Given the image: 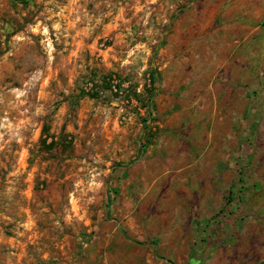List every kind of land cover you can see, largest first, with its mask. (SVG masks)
Masks as SVG:
<instances>
[{"label": "rangeland", "instance_id": "obj_1", "mask_svg": "<svg viewBox=\"0 0 264 264\" xmlns=\"http://www.w3.org/2000/svg\"><path fill=\"white\" fill-rule=\"evenodd\" d=\"M0 264H264V0H0Z\"/></svg>", "mask_w": 264, "mask_h": 264}, {"label": "crops", "instance_id": "obj_2", "mask_svg": "<svg viewBox=\"0 0 264 264\" xmlns=\"http://www.w3.org/2000/svg\"><path fill=\"white\" fill-rule=\"evenodd\" d=\"M73 12L74 15L72 16ZM57 15L58 17L56 18L54 23H58V25H61V23H63V26H65L64 29H70L73 26L74 34L82 32V28L78 23L79 17H77L76 9L72 8V6H70L69 8L64 7L62 10L60 9ZM71 16L73 17L72 19L70 18Z\"/></svg>", "mask_w": 264, "mask_h": 264}, {"label": "trees", "instance_id": "obj_3", "mask_svg": "<svg viewBox=\"0 0 264 264\" xmlns=\"http://www.w3.org/2000/svg\"><path fill=\"white\" fill-rule=\"evenodd\" d=\"M152 71L155 72V69H153ZM147 102H148V106H152L153 96L148 97Z\"/></svg>", "mask_w": 264, "mask_h": 264}]
</instances>
